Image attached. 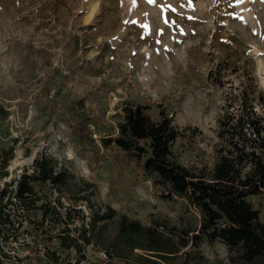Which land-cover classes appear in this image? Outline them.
<instances>
[{"label":"rangeland","instance_id":"374dc122","mask_svg":"<svg viewBox=\"0 0 264 264\" xmlns=\"http://www.w3.org/2000/svg\"><path fill=\"white\" fill-rule=\"evenodd\" d=\"M249 77L264 92V0H0V104L9 111L0 119V151L17 140L2 189L13 191L48 154L93 182L102 205L164 234L195 227L197 210L184 198H162L142 162L104 148L100 137L118 134L125 101L149 106L153 120L163 109L181 133L171 146L177 160L211 166L224 96ZM249 201L264 222V195ZM26 231L0 244V264H51V251L62 264L77 259L41 237L34 256ZM100 248L86 246L79 264H126L112 255L99 261ZM199 250L229 264L220 241Z\"/></svg>","mask_w":264,"mask_h":264},{"label":"trees","instance_id":"16d2710c","mask_svg":"<svg viewBox=\"0 0 264 264\" xmlns=\"http://www.w3.org/2000/svg\"><path fill=\"white\" fill-rule=\"evenodd\" d=\"M228 90L211 166L186 167L177 160L171 146L181 133L163 109L153 120L149 106L125 101L118 134L100 137L104 148L115 146L142 162L153 185L163 190L162 198H184L199 213L197 226L173 227L171 234H164L156 226L143 225L99 203L93 182L48 154L34 160L7 193L1 181L9 175L14 140L0 151V244L16 243L19 231L29 226L25 234L32 238L24 244L34 256L40 254V237L78 254L75 262L63 264H79L90 245L103 247L126 264H224L201 254L203 241L225 244L229 264H264V222L249 201L264 195V92L252 77ZM8 116L0 104V119ZM45 256L47 263L62 264L55 251ZM24 257L32 260L30 253Z\"/></svg>","mask_w":264,"mask_h":264},{"label":"built area","instance_id":"2783aa9c","mask_svg":"<svg viewBox=\"0 0 264 264\" xmlns=\"http://www.w3.org/2000/svg\"><path fill=\"white\" fill-rule=\"evenodd\" d=\"M96 256L98 258L99 261L103 262V263H107L110 261V254L105 250V249H98L96 252Z\"/></svg>","mask_w":264,"mask_h":264},{"label":"bare ground","instance_id":"6f19581e","mask_svg":"<svg viewBox=\"0 0 264 264\" xmlns=\"http://www.w3.org/2000/svg\"><path fill=\"white\" fill-rule=\"evenodd\" d=\"M95 6H96V4L90 2V4H89V13H90V15L93 14Z\"/></svg>","mask_w":264,"mask_h":264}]
</instances>
